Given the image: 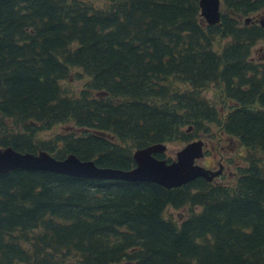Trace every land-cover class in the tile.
Segmentation results:
<instances>
[{
    "label": "trees",
    "instance_id": "obj_1",
    "mask_svg": "<svg viewBox=\"0 0 264 264\" xmlns=\"http://www.w3.org/2000/svg\"><path fill=\"white\" fill-rule=\"evenodd\" d=\"M224 3L205 24L198 0H0L1 147L127 170L215 125L245 149L231 184L0 173V264H264V26L239 21L262 3Z\"/></svg>",
    "mask_w": 264,
    "mask_h": 264
},
{
    "label": "water",
    "instance_id": "obj_2",
    "mask_svg": "<svg viewBox=\"0 0 264 264\" xmlns=\"http://www.w3.org/2000/svg\"><path fill=\"white\" fill-rule=\"evenodd\" d=\"M200 14L209 23L219 19V0H199ZM202 140L187 143L175 153V160L167 162L155 157L166 149L163 144H153L134 151L135 166L131 169L99 167L91 160H80L74 154L57 159L46 151L38 153L19 152L12 147H0V173L13 169L46 170L54 173L97 178L122 179L127 181H146L165 188L178 187L196 177L211 180L220 171H211L195 163L203 156Z\"/></svg>",
    "mask_w": 264,
    "mask_h": 264
},
{
    "label": "rangeland",
    "instance_id": "obj_3",
    "mask_svg": "<svg viewBox=\"0 0 264 264\" xmlns=\"http://www.w3.org/2000/svg\"><path fill=\"white\" fill-rule=\"evenodd\" d=\"M263 4H264V0H263ZM225 8L226 6L222 8V12ZM251 15L252 14H248L247 16H251ZM224 44H225V40L222 39V41L215 42L213 48L215 50L216 49L218 50ZM252 58L257 63L264 62V41L263 40L257 41L254 44L253 50H252ZM78 78L75 77L74 78L75 80H73L71 83L73 89L80 88L81 86L84 85L83 80L85 79V77L81 76V79H78ZM199 92H201L202 95L208 98L210 97L217 98V96L219 97L220 95V92L217 91V89L213 86L205 87L201 89ZM62 128H63L62 126H58L53 131L48 132V133H41V135L44 138H48L53 134L54 131L55 132L61 131ZM211 132L212 134L208 135V137L207 136L201 137L206 142L205 148H206V151L208 152H207V157L205 159L199 160V163L207 165L208 168H211L209 166H213L214 169H217L218 167L217 161L220 159V157H222L224 160V164H225L224 171L221 176L215 179L214 182L218 183L219 181H222L224 183L231 184L233 183L234 178H235L234 173L236 171V168L243 162V156L245 155L244 154L245 149L242 148L236 140L232 139V144H231L229 142L230 138L223 136V139H221L220 137H218L215 133L216 132L215 125L211 126ZM166 145H167V150L165 154L167 157H174L175 152L183 146V144L180 141H171V142L166 143ZM230 146H232L233 148ZM229 159L231 160V163L227 162L229 161ZM167 212L172 213L173 216H180V218H182L186 216L187 209L185 208L177 209V210L169 209Z\"/></svg>",
    "mask_w": 264,
    "mask_h": 264
},
{
    "label": "flooded vegetation",
    "instance_id": "obj_4",
    "mask_svg": "<svg viewBox=\"0 0 264 264\" xmlns=\"http://www.w3.org/2000/svg\"><path fill=\"white\" fill-rule=\"evenodd\" d=\"M258 17H259V19H258ZM263 17H264V16H263ZM257 20L260 21V22H262V15H261L260 12H256V13H254V14L251 16V20L248 21V24H252V23L256 22ZM229 160H230V159H229ZM227 162H228V161H227ZM219 164L225 166L223 158H220V162H218V165H219Z\"/></svg>",
    "mask_w": 264,
    "mask_h": 264
}]
</instances>
